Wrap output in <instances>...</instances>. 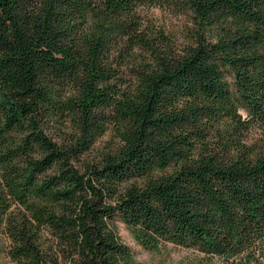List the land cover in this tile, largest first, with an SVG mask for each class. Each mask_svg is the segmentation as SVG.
<instances>
[{"label":"trees","instance_id":"1","mask_svg":"<svg viewBox=\"0 0 264 264\" xmlns=\"http://www.w3.org/2000/svg\"><path fill=\"white\" fill-rule=\"evenodd\" d=\"M117 220L264 264V0H0V254L139 264Z\"/></svg>","mask_w":264,"mask_h":264},{"label":"rangeland","instance_id":"2","mask_svg":"<svg viewBox=\"0 0 264 264\" xmlns=\"http://www.w3.org/2000/svg\"><path fill=\"white\" fill-rule=\"evenodd\" d=\"M151 17L156 24L162 27L179 46L189 44L188 35L192 28V17L190 15H178L167 10L153 9L150 11ZM111 134H107L99 143L101 146L111 139ZM120 240L129 246L139 264H199L202 258L198 252L173 244H166L159 249L150 251L143 249L135 241L132 232L124 223L117 220L114 225ZM5 239L0 234V251L5 246ZM0 264H12L9 259L0 254ZM215 264H223L221 261L215 260Z\"/></svg>","mask_w":264,"mask_h":264}]
</instances>
